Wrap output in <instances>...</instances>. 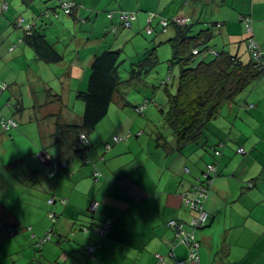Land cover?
<instances>
[{
    "label": "crops",
    "instance_id": "obj_1",
    "mask_svg": "<svg viewBox=\"0 0 264 264\" xmlns=\"http://www.w3.org/2000/svg\"><path fill=\"white\" fill-rule=\"evenodd\" d=\"M199 1L0 0V38L8 36L0 39V87L5 82L8 85L1 96L0 112L19 125L14 129L17 133L5 132L0 125V142L16 144L28 135L31 143L30 154L21 152L10 161L23 168L13 177L15 196H9L17 200L16 206L0 203V264H157V256L165 264H192L188 250L177 244L169 223L178 221L191 230L197 214L185 205V196L192 198L207 165L214 163L219 176L206 206L205 225L196 231L200 264H264V77L249 94L239 97L238 103L234 99L221 108L212 121L211 133H221L215 138L216 145L209 146V139L202 141V137L177 153L172 149V137L167 140L168 148L159 147L147 128L136 136L140 139L146 135V142L136 144L132 141L133 126L125 124V107L130 105L126 87L109 114V118L115 116L114 124H101L89 136L87 164L68 142L54 138L58 118L65 125H81L84 105L77 94L87 90L95 56L105 51L122 53L133 37L151 26L154 33L150 37L156 36L158 48L162 47L160 43L166 40L155 33L160 20L153 14L167 15L161 12L167 3L165 9L174 5L168 16L189 19L181 13L186 7L194 10L193 4ZM229 1L224 0V4ZM247 1L250 6L241 12L236 8L233 19L240 23L250 19L252 37L264 49V0ZM61 2L75 3L71 16L62 11ZM216 3L218 14H222L219 4L223 3ZM20 7L27 9L25 14L18 13ZM123 14L136 15L132 29H123ZM227 21L211 20L223 22L218 33L230 44L224 51L246 61L241 42L235 41L225 27ZM27 27L41 32L63 60L58 64L39 60L23 40L22 28ZM240 39L245 40V36ZM138 40L132 42L139 51L137 56L149 49L147 43ZM2 61L5 63L1 65ZM22 87H26L29 103ZM50 93L61 96L62 104H52ZM225 133L229 140H223ZM126 136V143H115V137ZM29 142L24 141V148ZM221 144V157H214L213 148ZM105 145L111 146L109 152ZM241 148L246 155L238 154ZM33 158L39 165L32 164ZM94 172L103 175L100 182L93 179ZM250 183H254L252 188ZM54 198L58 201L49 205ZM59 199L67 201L66 205ZM93 204L99 206L91 216L88 211ZM50 214L56 215L55 223ZM108 219L112 220V230L103 238L94 232V226H102ZM84 227H89L87 233L81 232ZM49 236L51 240L43 243ZM93 246L97 248L91 256L88 249Z\"/></svg>",
    "mask_w": 264,
    "mask_h": 264
},
{
    "label": "trees",
    "instance_id": "obj_2",
    "mask_svg": "<svg viewBox=\"0 0 264 264\" xmlns=\"http://www.w3.org/2000/svg\"><path fill=\"white\" fill-rule=\"evenodd\" d=\"M63 3L67 2H61V9ZM135 21L131 23V27L129 28H127L122 21L121 24L123 29H132V24ZM159 25L162 29V34H167L170 30L173 31V36L160 44L166 43L171 47L172 58L168 62L169 69L177 67L178 75L176 77V84H174L175 82L171 84L174 90L170 89V79L160 84L159 88L163 91L166 102L163 106L160 104L157 106L162 114V120L160 126H154V128H156L154 130L157 132L156 142L159 147L168 148L167 140L169 137H172L175 142L172 149L174 152L176 151L179 153L183 152L186 146L201 140L204 130L218 117L221 108L225 104L233 102L238 94L244 92L247 88L259 82L261 78L264 77V57L261 61H256L252 58L251 50H249V40L252 38L261 51H264V49L259 46L251 33V37L246 39L248 59L243 61L239 55H231L225 51H217L209 46L212 39L221 31L223 26L221 23L211 22L209 25L208 23L204 24L192 21L179 26L171 20L169 21L166 31L165 28L162 27L161 21ZM22 29L25 32L23 40L34 50L39 60L52 64H58L63 60V57L52 48L41 32L34 30V27ZM149 29L152 30L151 35L148 34ZM153 33L154 29L152 26L146 30L147 36H152ZM154 44L155 46L152 49L146 50L142 53L143 55L138 56L139 60L137 62L130 64L128 78L126 80H123L118 72L123 62L120 61L121 51H105L95 56L90 67L87 90L85 92H78L77 94V99L84 105L81 125H65L59 118L57 119L56 131L54 134L55 140L61 143L62 141L65 143L68 142L71 149L80 159L85 161V164L88 163V161H86V155L91 147L89 136L94 133L97 127L109 116L113 102L121 90H123V87L142 82L143 78L150 75L159 64L157 56L158 42ZM154 89L156 90L158 88L154 86ZM50 101L52 104H62L61 96L51 93ZM149 106L150 100H146L142 105H136L134 109L138 115H144L149 110ZM248 108L251 107H246L247 110ZM0 118L1 120L16 122L13 119H3L1 112ZM164 130L167 131L166 135L162 132ZM82 136L84 139H82ZM128 137L129 136H127V138ZM127 138L120 139L115 137V143H120L121 140H127ZM223 147L224 144H221L219 148H213V156L217 158L221 157V149ZM105 149L106 152H109L111 146L105 145ZM240 150H243L244 153H240ZM238 154L246 155L243 148L238 149ZM45 166L48 165L45 164ZM208 166H214L216 168V176L212 180L213 183L216 181L219 176L217 164H209L203 172L202 177L198 180L192 198H189L188 195L185 196V205L192 212L196 213L197 216L199 212L192 210L190 205H187V201L195 204L201 201L200 205H203V213L206 215V218V206L211 196L212 187L207 194L197 191V189L204 183V176L207 174ZM96 173L99 175L98 178L95 177ZM50 177H52V175H50ZM102 177L103 175L100 172L93 173V179L96 182H100ZM253 184L254 183H250L249 188H252L254 186ZM52 200H54V204L58 201L57 198L50 199L49 201ZM59 200L61 202L63 201L62 199ZM66 203L67 201H65L63 205H66ZM96 212L90 215L94 216ZM49 219L52 223H55L56 215L50 214ZM106 221H104L103 225ZM190 229L191 230H185L190 232L192 231V227H190ZM81 230L82 233H87L89 227H84ZM85 230H87V232H85ZM17 233H19V231ZM50 240L51 236L43 242ZM176 242L179 246L185 247L188 250L189 261L192 263L190 260L191 249L179 244L178 241ZM197 242L199 243L197 257L198 264H200L201 245L198 240ZM181 263L182 262L178 264ZM157 264H159V262Z\"/></svg>",
    "mask_w": 264,
    "mask_h": 264
},
{
    "label": "rangeland",
    "instance_id": "obj_3",
    "mask_svg": "<svg viewBox=\"0 0 264 264\" xmlns=\"http://www.w3.org/2000/svg\"><path fill=\"white\" fill-rule=\"evenodd\" d=\"M237 1L235 2V0H230L229 3L227 5H225L224 0H220V2L223 3L221 5L219 4V6H223V7H221V9L223 11L222 14H218V12L216 10L217 9L216 8V4H217L216 0H214V1L213 0H201V1H199L198 4H193V5H195L194 10H192L191 7L190 8L186 7V11L182 12L181 14H186V16H188L189 19H188L187 23H190L192 21L193 22L198 21V22L202 23L205 20H207L209 22L208 24L210 25L211 20H214V19L219 18L220 20H222L223 18H225V20H228L227 23L225 24V27L227 26L228 32L234 36L233 39L235 41H238V43L241 42V47L243 48L241 55H244V57L247 59L248 48L246 45V38L247 39L250 38L251 33H248V30L245 28V24L243 22L240 23L238 19H233V18H234V12H235L236 8L238 9V12H241L245 7L250 6V5H249V3H247L248 2L247 0H237ZM166 5H167V3L165 4V6L164 5L162 6L161 12H167V15H164V14L159 15L156 13L153 14V16L155 18H159L160 21H162L164 19L167 21H171V20H174V18H175L173 16L172 17L168 16V14H170V11L174 10V5L172 6L171 10L165 9ZM17 10H18V13L25 14L27 9L20 7V9H17ZM55 12H59V13L63 14V12H61L60 10H56ZM55 12H52L53 17H55ZM176 18H181V17L178 15V16H176ZM221 24H223V22ZM155 25L157 26V22ZM157 27L159 30L156 31L155 33L159 32L161 35V38L163 36V40H168L169 38H171L173 36V31L170 30L167 34H162L161 33L162 29L159 26V24ZM143 32H144V34H141L140 36L138 35L136 37H133V40H136V39H139L138 41L143 40L144 43H147L149 45V49H152L155 46L154 43L158 42V40L155 39L156 36L150 37V36H147L145 34L146 33L145 30ZM1 36L2 37L0 39H3V38L7 39V37H8L6 35H4V36L1 35ZM244 36H245V40L242 39L243 40L242 41L240 38H243ZM133 40H132V42H133ZM132 42L130 44H128L127 48H125L121 53L120 61L121 62L123 61L124 63L122 62V64L120 65V67L118 69V72H119V74L123 80H126L128 78V72L130 69V64L133 62H137L139 60L138 59L139 55L137 56V53L139 51L136 48H134L135 45H133ZM162 45H163L162 47L157 49V56H158L159 64L156 66V68L150 73V75L143 78L142 82H139L136 84H131L130 86L126 87L127 102L130 105L125 107L124 114H125L126 119H127V122L125 124L128 127L133 126L134 135H132V141L138 145H140L141 141L146 142L145 141L146 135H144L140 139L136 138V136L139 134L138 132H140V130L142 128H147L148 135L153 136L151 138L153 140V139H155L154 136H156V133H157L153 129V126L158 127L161 125L162 114L159 111V109L157 108V106H158V104L163 106L166 102V98H165L163 91L159 88L160 84L163 82H167L170 79V89L171 90H174L171 84H173L174 82H175L174 84H176V77L178 75V68L173 67V68L169 69V63H168L169 60L172 58L171 47L166 43H164ZM229 45L230 44L227 43L225 36H222L220 34H217L212 39V41L209 43V46L211 48H214L217 51H224L226 49L228 50V48L230 47ZM229 50H232V49L230 48ZM140 55H143V54H140ZM163 56H165V57H163ZM246 59H244V60H246ZM3 63H5V62L2 61L1 65ZM261 81L262 80H260L257 83H260ZM257 83H255L254 85L247 88L244 92H241L240 94H238L235 97V102L238 103L237 99L239 97H242L245 94H249L253 90V88H254L253 86H256ZM5 86H6V89H5V91H6L7 87H8L7 83L5 82V83L1 84V87H5ZM154 86L157 87L158 89L155 90ZM21 90H23L26 103H29L28 95H27V92L25 91L26 87L25 88L22 87ZM146 100H150L149 110L144 115H138L135 112V109L132 108V106L142 105L143 103H145ZM5 102H3V103H5ZM6 112H8L7 109H6ZM114 118H115V116H114ZM114 118H109V116H108L102 122V125L114 124L113 122L116 121V119H114ZM3 119H5V118L3 117ZM261 122H262L261 134H264V114L261 116ZM214 123L215 122H211L210 126H208L206 128V130L204 132V136L202 138V141H205L206 137L209 139V142H210L209 146L216 145L218 142H216L215 138L221 134L220 132L215 133L214 135L211 133L212 130L214 129V127L212 126ZM21 128H23V127H21ZM108 130H109V128H106V133H108ZM11 131H12L11 133H13V131H16V133H17V130H14V129H12ZM162 132L164 135H166L167 131L164 130ZM215 132H218V131L216 130ZM125 138H127V136ZM227 139H228V135H227V133H225L223 140H227ZM235 139L239 140L240 138L236 136ZM25 140L27 142H29L28 135L20 138L16 144H14L12 141H8L5 144L3 143L2 140L0 142V203L1 204H5V205L12 204V205L16 206L17 200L15 198H12L9 196H15V193H12L13 192L12 187L15 186L13 177L16 174L21 173L20 168L22 166L19 167L17 165H13L12 163H10V161L14 157L18 156L21 152L24 153V155L31 153V150L29 149L30 144H31L30 142H29L28 148H24V141ZM126 142H127V140H125L124 143H126ZM20 158L21 157H18L17 159H20ZM32 164L33 165H39L36 162L35 158L32 159ZM6 172L9 174H7ZM52 177H53V175H52ZM2 181L6 182L9 185H6V183H4ZM5 187H7V188H5ZM6 194L8 196H6ZM63 203H65V201H63ZM204 225H205V223H204ZM204 225L202 227H204ZM103 227H104L103 225L102 226H94V230L98 235H100L97 232V229H102ZM111 230H112V228H111ZM109 234L110 233H108L103 238L108 237ZM92 248H95V250H96L97 246L90 247L88 249V252ZM95 250H94V252H95ZM94 252L92 253V255L94 254Z\"/></svg>",
    "mask_w": 264,
    "mask_h": 264
},
{
    "label": "built area",
    "instance_id": "obj_4",
    "mask_svg": "<svg viewBox=\"0 0 264 264\" xmlns=\"http://www.w3.org/2000/svg\"><path fill=\"white\" fill-rule=\"evenodd\" d=\"M76 5L73 2H67L63 3L62 5V10L65 13V15L70 16L72 11L75 9ZM7 8V7H5ZM111 18V15L109 16ZM121 20L124 22L125 26L127 28L131 27V23L136 20V16L134 14H123L121 16ZM152 22V19L149 20ZM177 25L182 26L187 24L188 19H174L173 20ZM248 33H252V22L250 19H244L243 20ZM169 21H161V25L163 28L166 29L168 28ZM148 34H152V30H148ZM249 50H251V55L252 58L256 61H261L262 58L264 57V51H261V49L258 47L256 42L251 38L249 40ZM5 87H0V100L2 93L5 91ZM0 125L3 129V131L8 132L14 128H17L18 124L13 121H6V120H1L0 118ZM82 139L84 137L82 136ZM240 153H244L243 150L239 151ZM98 174H95V177L98 178ZM216 176V168L214 166H208L207 169V174L204 176V183L201 184V186L198 187L197 191H200L204 194H207L210 190L211 187L213 186V178ZM201 201H198L197 204L192 203L190 201H187V205H190V208L194 211H198L199 215L197 218H195L191 224L192 231L188 232L185 230L184 225L180 222H171L169 226L173 228L176 231V241H178L179 244L184 245L186 247H189L191 249L190 253V260L192 261L193 264H198V257H197V251L199 249V243L196 240L195 237V231L202 227L206 221V215L203 213V205H200ZM54 204V200L49 201V205ZM98 204H93L90 208V213L93 214L97 211ZM104 227L102 229H97V232L102 236L105 237L108 233H110L111 228H112V221L107 220L105 224L103 225ZM87 232V230H85ZM95 248L90 249L89 253L92 256V253L94 252ZM159 264H165L163 261V258L161 256H157ZM182 264V263H181Z\"/></svg>",
    "mask_w": 264,
    "mask_h": 264
},
{
    "label": "water",
    "instance_id": "obj_5",
    "mask_svg": "<svg viewBox=\"0 0 264 264\" xmlns=\"http://www.w3.org/2000/svg\"><path fill=\"white\" fill-rule=\"evenodd\" d=\"M198 229H203V227H200V228H198Z\"/></svg>",
    "mask_w": 264,
    "mask_h": 264
}]
</instances>
